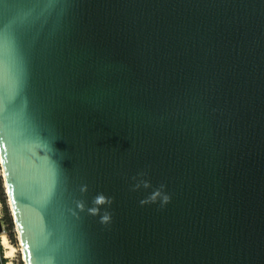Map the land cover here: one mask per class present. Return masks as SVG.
<instances>
[{"label": "water", "instance_id": "water-1", "mask_svg": "<svg viewBox=\"0 0 264 264\" xmlns=\"http://www.w3.org/2000/svg\"><path fill=\"white\" fill-rule=\"evenodd\" d=\"M0 166L24 264H264V0H0Z\"/></svg>", "mask_w": 264, "mask_h": 264}, {"label": "rangeland", "instance_id": "rangeland-1", "mask_svg": "<svg viewBox=\"0 0 264 264\" xmlns=\"http://www.w3.org/2000/svg\"><path fill=\"white\" fill-rule=\"evenodd\" d=\"M0 183H1L0 195H2V197L4 198V201H5L4 202L5 204H2V202L0 200V215L2 217V222H3L4 221V217H5V209L7 210L8 216L9 217H11V216H10V210H9V207H8L7 197H6V194H5V189H4V186H3L4 183H3L2 177L0 178ZM3 224H4V222H3ZM6 230H7V226H6ZM13 232H14V237H13L12 240H9V238L6 237V240H7L8 244L10 245V247L13 250L12 251L13 258L11 260V264H24L23 260H22V256H21V254L19 252L18 240H17V236L15 234V230H13Z\"/></svg>", "mask_w": 264, "mask_h": 264}, {"label": "built area", "instance_id": "built-area-1", "mask_svg": "<svg viewBox=\"0 0 264 264\" xmlns=\"http://www.w3.org/2000/svg\"><path fill=\"white\" fill-rule=\"evenodd\" d=\"M1 166H0V175H1ZM1 178V177H0ZM0 225H1V232H0V264H11V260L12 259H8L6 257V249L3 245V238L6 239L7 234H6V226L3 224L2 222V217L0 215ZM18 247H19V244H18ZM19 252L21 254V251H20V247H19Z\"/></svg>", "mask_w": 264, "mask_h": 264}, {"label": "trees", "instance_id": "trees-1", "mask_svg": "<svg viewBox=\"0 0 264 264\" xmlns=\"http://www.w3.org/2000/svg\"><path fill=\"white\" fill-rule=\"evenodd\" d=\"M0 191H1V183H0ZM0 200L2 202V204H5L4 202V198L2 197V195H0ZM4 224L7 226V230H6V234L9 238V240H12L14 237V227H13V223H12V219L11 217L8 216L7 210L5 209V217H4Z\"/></svg>", "mask_w": 264, "mask_h": 264}, {"label": "bare ground", "instance_id": "bare-ground-1", "mask_svg": "<svg viewBox=\"0 0 264 264\" xmlns=\"http://www.w3.org/2000/svg\"><path fill=\"white\" fill-rule=\"evenodd\" d=\"M1 177H2V179H4L3 178V174H2V172H1V175H0ZM4 189H6V186H5V183H4ZM8 205H9V201H8ZM3 245H4V247H5V249H6V257L8 258V259H12L13 258V255H12V248L10 247V245L8 244V242H7V240L5 239V238H3ZM21 251V250H20ZM22 260H24V258H23V256H22Z\"/></svg>", "mask_w": 264, "mask_h": 264}]
</instances>
